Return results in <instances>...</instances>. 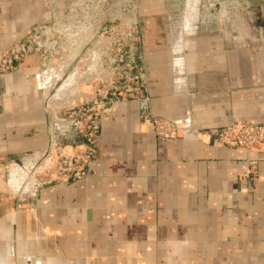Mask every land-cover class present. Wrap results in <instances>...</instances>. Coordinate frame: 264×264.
Here are the masks:
<instances>
[{
	"label": "crops",
	"instance_id": "crops-1",
	"mask_svg": "<svg viewBox=\"0 0 264 264\" xmlns=\"http://www.w3.org/2000/svg\"><path fill=\"white\" fill-rule=\"evenodd\" d=\"M69 1L0 0V55ZM137 2L151 103L105 117L85 179L42 186L30 174L52 144L72 142L54 115L82 99L79 66L67 74L34 53L0 75V264H264V152L205 135L264 123V29L249 33L243 10L218 1L215 13L214 1L187 0L178 27L168 0ZM70 77L76 91L64 88ZM147 113L192 134L162 139ZM249 158L259 176L242 184Z\"/></svg>",
	"mask_w": 264,
	"mask_h": 264
},
{
	"label": "built area",
	"instance_id": "built-area-1",
	"mask_svg": "<svg viewBox=\"0 0 264 264\" xmlns=\"http://www.w3.org/2000/svg\"><path fill=\"white\" fill-rule=\"evenodd\" d=\"M87 1L91 2L82 0V3ZM78 2L80 0H75L66 7L53 5L51 24L40 26L23 42L0 55V75L12 72L18 62L34 53L58 65H66L72 51L69 46L75 48L79 45L74 40L80 37L81 32H84L83 37L95 33L91 23L96 16L85 13L83 15H87L88 19L83 20L77 13ZM126 2L128 4V0ZM103 19L99 28L100 39L95 42L92 51L91 65L95 72L86 82L92 91L82 99L61 107L62 119L73 132V139L68 145L52 144L31 169V177L39 185L85 179L99 155L98 143L105 117L114 112L117 104L128 101L140 103L144 110L150 106L146 72L137 56L141 46L137 17L120 13L115 19V15L106 12ZM107 20H113L112 24L108 25ZM143 118L144 124L166 139L192 134L183 125L164 117L147 113ZM205 135L228 148H241L248 154L264 152V123L235 121L229 127L214 129ZM246 165V171L241 175L242 184L259 176L257 159L249 158Z\"/></svg>",
	"mask_w": 264,
	"mask_h": 264
},
{
	"label": "rangeland",
	"instance_id": "rangeland-1",
	"mask_svg": "<svg viewBox=\"0 0 264 264\" xmlns=\"http://www.w3.org/2000/svg\"><path fill=\"white\" fill-rule=\"evenodd\" d=\"M168 1L169 3L167 6V12L170 14V17H172L173 21L171 22L173 26L175 25L174 27H178L181 24L183 13L186 8L187 0H168ZM210 1L215 2V3L212 2L213 8H210L211 11L215 13L219 12V9H220L219 5H216V1L228 5V7L232 10L241 8L244 14L246 15V20L248 23L247 24L243 22V25L249 28L248 30L249 33L254 28L259 29V30L260 28L264 29V0H210ZM69 2L70 3H67L66 5L70 6L71 2L73 3V1H69ZM84 3H82V0H80V2L77 3V6L79 5L77 7V10H78L77 13H79L82 16L83 20L88 19L87 15H83L85 13H90V15L96 16L94 19L95 21L91 23V25L95 27V31H94L95 33L85 34L84 37L82 34L84 32L80 34V40L75 43L77 44L79 42L81 43H79V45L76 46L75 48L74 46H69L71 47L70 49L72 50L70 51V59H69L70 61L64 66L67 67L66 69L67 74L73 73L74 70H76L77 67L79 66L80 71L86 75L83 77L82 83H80V87L82 86V89H84L82 90V93L85 94V93H91L92 91L91 86L89 85V83H86V82L91 76L89 73H90L91 67H93L91 65L92 51L94 50L95 42H97L100 39L99 28L104 21L103 15L106 14V12H110L111 14L115 15V19L119 17L120 13L122 15L128 14L130 16L134 14L135 17H138L139 3L137 2V0H128V4L126 0H91V2L87 1ZM205 4H206V1L203 3V5ZM190 7L194 8L193 5ZM110 8H111V11H110ZM202 10L203 12H205L204 7H202ZM112 21L113 20H107V22H109L108 25H111ZM188 22L186 21V23ZM117 24L119 25L118 21H117ZM71 78H72V81L75 80L73 77H70L69 79ZM64 88H65V85H64ZM74 102L76 101H73L71 103H74ZM55 112L56 113L54 116L59 117V118L62 117L61 116V106L57 107V109H55ZM68 131L70 132L71 130L68 128ZM70 133L73 134L72 131ZM65 138H67V136H65L64 139L63 138L61 139L62 141L61 144L68 145L70 142L68 143V141L65 140ZM160 138L166 139L164 137H160ZM61 141H58L57 143H60ZM50 261L56 264V260H50ZM20 263L23 264L22 261ZM92 264H94V262Z\"/></svg>",
	"mask_w": 264,
	"mask_h": 264
},
{
	"label": "bare ground",
	"instance_id": "bare-ground-1",
	"mask_svg": "<svg viewBox=\"0 0 264 264\" xmlns=\"http://www.w3.org/2000/svg\"><path fill=\"white\" fill-rule=\"evenodd\" d=\"M73 1H75V0H73ZM195 0H190V2H191V4L193 5V2H194ZM190 12H191V10L192 9H188ZM193 14V13H192ZM195 14V13H194ZM193 24L191 23L190 24V26H192ZM244 26V25H243ZM81 31H83V30H81ZM82 33V32H81ZM82 37V36H81ZM83 38V37H82ZM80 40V37H78L76 40H74L75 42H78ZM79 43H81V42H79ZM78 43V44H79ZM76 82V79L75 80H73L72 81V78L71 79H69L67 82H66V84H65V88H67V87H69L72 91H76V89H78L74 84H76L75 83ZM80 84V83H79ZM75 86V87H74ZM68 92V91H67ZM66 92V93H67ZM81 93H82V90H81ZM67 94H70V92L69 93H67ZM87 93H85L84 95H86ZM64 95H66V94H64ZM75 95V94H74ZM83 95V94H82ZM81 95V96H82Z\"/></svg>",
	"mask_w": 264,
	"mask_h": 264
},
{
	"label": "water",
	"instance_id": "water-1",
	"mask_svg": "<svg viewBox=\"0 0 264 264\" xmlns=\"http://www.w3.org/2000/svg\"><path fill=\"white\" fill-rule=\"evenodd\" d=\"M20 262H21V260H19V264H21ZM28 262H29V260H28Z\"/></svg>",
	"mask_w": 264,
	"mask_h": 264
}]
</instances>
